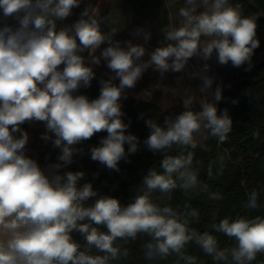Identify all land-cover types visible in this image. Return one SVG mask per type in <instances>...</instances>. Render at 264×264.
I'll return each instance as SVG.
<instances>
[{
  "label": "clouds",
  "instance_id": "obj_1",
  "mask_svg": "<svg viewBox=\"0 0 264 264\" xmlns=\"http://www.w3.org/2000/svg\"><path fill=\"white\" fill-rule=\"evenodd\" d=\"M81 2L0 0L3 17L18 22L16 27L0 26V264H114L131 255L117 241L127 243L140 236L150 238L141 247L144 260L153 264L171 256L177 258L176 264H200L197 256L185 251L190 242L214 264H264L257 261L258 255H264V214L252 215L264 213L260 200L264 187L246 191L245 214L217 223L213 213L212 232L191 227L199 222L200 212L189 203L181 211L179 205L174 208L153 200L152 194L159 192L162 201H171L176 190L189 197L206 193L213 201L224 199L219 191L209 192V184L199 178L200 169L193 166L192 150L200 143L197 135L202 141L216 138L223 144L232 130L227 109L218 114L223 86L207 74L208 63L192 73L202 81L199 110L193 107L195 96L188 92L181 98L184 111L166 116L163 125L154 119L145 121L149 135L143 144L162 155L163 171L150 168L128 204L108 195L98 197L90 182L78 186L85 176L82 171L61 174L75 155L83 153L76 145L102 131L107 136L100 146L90 148L91 160L116 172H120L121 160L131 163L128 157L138 152L140 140L126 134L129 124L122 119L121 102L149 68L164 78L169 72H184L191 58L208 61L215 52L220 65H247L244 70L250 71L259 47L258 14L245 16L243 6L230 0H184L178 10L180 26L169 23L162 28L165 43L147 52L130 40L124 46L114 41L116 29L102 32L101 18L90 7L73 24L58 29L57 21L71 16ZM149 38L145 34L144 39ZM104 44L107 47L95 55ZM85 51L87 57L81 54ZM102 59L114 75L99 80V96L74 95L91 86L96 78L93 66ZM34 121L46 126L41 139L51 140L60 150L57 161L46 170L26 155L29 135L21 126ZM174 147L181 149L179 154H172ZM225 159L221 155L209 161L208 179L223 174ZM94 197L98 198L86 206ZM74 232L81 240L74 239ZM213 232L222 233L233 246L220 248Z\"/></svg>",
  "mask_w": 264,
  "mask_h": 264
},
{
  "label": "trees",
  "instance_id": "obj_2",
  "mask_svg": "<svg viewBox=\"0 0 264 264\" xmlns=\"http://www.w3.org/2000/svg\"><path fill=\"white\" fill-rule=\"evenodd\" d=\"M128 11L143 24L154 28L156 27L164 12V0H123ZM231 3H240L243 6V15L250 16L258 14L257 19V38L264 41V0H230ZM3 17V11L0 9V18ZM4 23L17 26L18 22L14 18H6L0 21V26ZM105 79L96 76L88 88H81L77 95H86L89 99H95L99 96V80ZM122 111L125 115L122 117L126 124H129L127 133L136 135L140 140L139 150L137 153L128 157L131 163L121 160L119 162L120 172L110 171L97 161L90 158V148L100 146V140L107 136L106 131L96 133L89 140L82 144L76 145L82 148L83 153L73 157V163L61 170V174L67 171H82L85 176L78 182L82 186L86 182L93 185V189L98 192V197L103 195L118 198L124 205L128 204L137 194L136 190L141 187V181L150 168H156L162 172L160 167L162 155L154 154L149 151L143 144L144 139L149 135V129L146 127L147 119L157 120L163 125L166 116L175 117L182 111L183 106L175 107L169 110H162L150 102L137 103L136 100L127 94V99L122 100ZM227 109L232 119V130L228 134L229 138L223 144H218L216 138H209L204 148H197L194 151L193 166L200 169L199 178L209 184V192L219 191L224 199L213 201L209 199L208 194L192 193L185 196L180 190L174 191L171 201H162V194L154 192L153 200L157 203H171L175 208L180 206L183 211L184 203H189L191 207L197 208L200 212L199 222L191 224L197 232L213 230L210 224L213 222V213H216V221L225 217L235 218L238 214H245L242 207L247 199L246 191H250L257 185L264 187V168L261 163L264 162V60L257 64L251 71L243 73L239 81L229 87L222 95L219 113ZM218 113V114H219ZM143 114V119L139 118ZM24 131L29 130L27 124L21 126ZM18 135V134H17ZM53 139L55 138L51 134ZM127 145L125 149L127 150ZM191 150V149H189ZM181 149L174 147L172 154H179ZM60 154L58 148L53 147L49 140L43 148L41 163L46 167L50 163H55ZM224 155V171L222 175H214L213 179L207 177V166L209 161L216 160L219 156ZM196 161H200L199 164ZM219 163L214 165L213 172H217ZM94 173H99L94 176ZM98 197L91 198L86 202V206L94 203ZM260 200L264 203V193L261 194ZM264 213H252V215ZM219 247H231L234 242L229 240L222 233H215ZM76 240H81L78 233H73ZM150 238L140 236L135 241H117L122 247H128L131 255L127 261L120 260L114 264H153L144 260L142 245ZM185 251L189 255L198 257L200 264H214L209 256H205L199 247L190 242L185 246ZM177 258L171 256L166 261H159L156 264H176ZM231 262V258H229ZM257 261L264 262V255H258ZM179 264H184L180 261ZM235 264V262H231ZM253 264H256L254 261Z\"/></svg>",
  "mask_w": 264,
  "mask_h": 264
},
{
  "label": "rangeland",
  "instance_id": "obj_3",
  "mask_svg": "<svg viewBox=\"0 0 264 264\" xmlns=\"http://www.w3.org/2000/svg\"><path fill=\"white\" fill-rule=\"evenodd\" d=\"M183 2L184 0H164V12L162 18L159 24L154 28H151L134 18L124 5L123 0H82L80 6L74 8L72 15L65 19L64 22L66 26H70L80 18L81 12L86 7L96 9L98 17L101 18L100 28L102 32L107 33L112 29H116L119 31V36L118 38H115L114 35V41H121L122 46H124L123 42L130 40L134 45L141 44L146 48L147 52H151L156 47L162 46L165 43L164 36L161 31L162 28L169 23H172L174 27L180 26L178 10L181 6H183ZM4 19L6 18L2 17L0 18V21ZM61 27H59V25L57 26L58 29ZM137 30L140 31L137 32ZM145 34L149 35L150 38L148 40L144 39ZM77 43H79V41H77ZM104 47H107V45H101V48L97 50L95 55L99 56ZM81 54L85 57L88 56L87 51ZM148 58L149 57L145 55L144 59L147 60ZM263 60L264 41H260L259 47L254 50V55L252 57L253 66L251 70ZM204 63H208L210 65V69L207 74L215 76L216 83L222 84V95L229 87L239 81L240 76L243 73L249 72L244 70L247 65L240 68L233 67L230 62L228 65H220L214 52L213 56L208 61H204L199 57L191 58L184 72H169L165 74L164 78H161L158 72H154L151 68H149L137 82L136 86L127 90V94L133 97L137 103L145 101L152 102L162 110L166 111L175 107L183 106L181 98L190 92L195 96L197 101L193 107L195 110H199L200 105L198 102L202 98V94L199 93V86L202 81L198 77L193 78L192 73L199 71ZM93 69L96 76H101L105 79L114 75V73L107 68L106 62L103 61V59L101 60V64L98 66L94 65ZM178 78L179 83H177ZM115 83L118 84L119 81L117 80ZM216 83H214L213 89L215 88ZM78 91L74 93V95H77ZM211 99L212 98L209 97V100ZM220 104L221 101L217 104L218 113L220 110ZM24 124L29 126V130L27 131L29 135V142L26 145V155L34 160L35 155H37L39 160H41L44 145L48 142L41 139L42 134L46 132V126L43 122L35 121ZM51 134L52 133H49V135ZM195 138L200 142L197 148H204L207 145V141H202L199 135ZM35 149L39 150L37 154H35Z\"/></svg>",
  "mask_w": 264,
  "mask_h": 264
},
{
  "label": "crops",
  "instance_id": "obj_4",
  "mask_svg": "<svg viewBox=\"0 0 264 264\" xmlns=\"http://www.w3.org/2000/svg\"><path fill=\"white\" fill-rule=\"evenodd\" d=\"M59 23V24H58ZM59 25V27H65L66 26V24H65V22H64V20L63 21H61V22H58L57 21V26ZM118 36H119V31H117V33L115 34V38H118ZM114 39V38H113ZM145 102H148V101H145ZM150 103H152V102H150ZM154 104V103H153ZM157 106V105H156ZM25 123H27V122H25ZM17 135V134H16ZM32 152V151H31ZM39 152V150H37V149H35V154H37ZM35 160L38 162V164L41 166V168H43V169H45L46 170V167L44 166V164L43 163H41V161L39 160V158L37 157V155H35Z\"/></svg>",
  "mask_w": 264,
  "mask_h": 264
}]
</instances>
